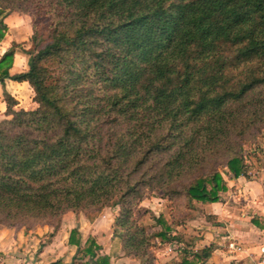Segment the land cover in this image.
I'll use <instances>...</instances> for the list:
<instances>
[{
	"label": "trees",
	"instance_id": "trees-1",
	"mask_svg": "<svg viewBox=\"0 0 264 264\" xmlns=\"http://www.w3.org/2000/svg\"><path fill=\"white\" fill-rule=\"evenodd\" d=\"M10 13L49 25L44 42L32 26L33 51L12 44L0 55V86L26 82L37 104L16 111L3 90L0 229L117 207L120 251L152 264L132 218L146 191L208 205L248 177L234 137L264 123V0H0V42ZM18 50L27 69L11 75ZM221 156L224 173L203 167ZM68 244L71 264H110L77 228ZM178 250L169 264L212 252Z\"/></svg>",
	"mask_w": 264,
	"mask_h": 264
},
{
	"label": "crops",
	"instance_id": "crops-1",
	"mask_svg": "<svg viewBox=\"0 0 264 264\" xmlns=\"http://www.w3.org/2000/svg\"><path fill=\"white\" fill-rule=\"evenodd\" d=\"M22 17L17 13H10L4 18L7 31L0 42V55L11 46L13 41L20 44L27 38L28 30L22 22ZM9 32L10 34L14 32L18 39L8 41L6 38ZM21 35L24 36L23 39L20 38ZM27 61L28 57L25 53L21 50L16 51L9 73L14 75L24 72L27 69ZM3 90L16 101L14 110L36 109L28 110L21 101V97L27 91L33 93L29 85L26 82L18 83L6 79L4 87L0 86V120L6 118ZM31 103L34 105L32 107L37 105L33 98ZM227 185L228 191L221 194L219 202L202 205L205 210L203 225L199 231H193V242L189 246L183 242H170L167 255H170L174 248L180 249L178 244H181L182 250L185 249L192 254H198L204 248L212 250L206 261L197 264H256L260 249L264 246V174L247 178L240 176L228 180ZM63 223L60 222L58 231L48 243H44L43 234H38V231L41 233L44 229L46 231L47 227L39 228L34 234H20L11 229H0V264H50L57 260H61L64 264H71L76 247L68 244V236L70 230L77 228L78 225L69 221L65 227ZM82 229H78L81 234V244L83 245L88 237L94 238L102 247V253L110 256V264L134 263L132 258L125 257L120 251L119 240L118 242L111 238L107 240L102 235L96 238L93 232L83 234ZM230 244L238 246L239 251L231 250ZM35 246H38L36 250ZM178 251L169 259L177 257Z\"/></svg>",
	"mask_w": 264,
	"mask_h": 264
},
{
	"label": "rangeland",
	"instance_id": "rangeland-1",
	"mask_svg": "<svg viewBox=\"0 0 264 264\" xmlns=\"http://www.w3.org/2000/svg\"><path fill=\"white\" fill-rule=\"evenodd\" d=\"M18 15L23 16L22 22L28 30V35H26L27 38L20 42V49L24 51H33L34 46L33 42H31L33 34L32 26L36 28L37 37L44 42L47 35L49 19L48 17L41 16L34 20L28 15ZM20 38L23 39L24 36L21 35ZM6 39L9 41L18 39V37L14 32L11 34L9 32V36ZM12 44L16 43L13 41ZM31 94L33 95L30 91H27L26 94L21 97L23 106H26L28 110L37 108V105L32 107L34 105L31 103L33 98ZM234 140L240 144L241 154L247 165V176L252 177L257 176L258 174H264V123L259 124L257 127H253L246 135L234 137ZM216 155L219 156V154ZM208 160L203 166L204 168H210L211 164L214 163V165L218 164V170H221L224 173L225 169L223 170L221 166L224 162L223 156L219 158L212 157ZM117 216V207L104 208L100 214L96 215L84 216L81 214L75 216L72 213H69L68 215L65 214L58 219V221H51L47 226H35L30 230H26L20 225H15L10 228L1 227V229H11V231L20 232V234H34L39 228L47 227L46 231L45 229L43 233L38 231V234H43L44 243H48L58 231L60 222H64L63 224L67 227L66 224L68 225L69 221H71L78 225V229L83 228V234L93 232L96 238H100V235H102V237L107 240L108 238H111V240L114 239L115 242H118L117 236L120 231L115 223ZM204 216L205 210L202 208V205L198 203L193 202L188 205L186 199L180 196L176 198V201H170L164 197L160 191H146L143 198L138 201L137 205L134 207L132 218L136 221V224L139 227L144 229V235L147 237L149 246V257L153 258L152 264H169L177 257H173V259L169 258L175 256L174 253L178 251V248H174L172 245V249L174 248L172 253H170V255L166 254V252L168 253L167 248L170 242H174L173 238H180L186 246H189L190 244H187L185 239L190 241L193 238L192 236H194L193 231H199V228L203 225L202 220L204 219ZM159 219L169 228L167 234L168 239L166 241H161L159 238L154 237L157 232L163 230V226L157 223V220ZM88 225L90 229L88 228ZM91 225L92 227H90ZM183 232L186 233L183 234ZM100 242L102 243L101 239ZM40 245H42L41 242ZM36 248H38V246H35V250ZM132 259L134 260L133 264H145L144 260Z\"/></svg>",
	"mask_w": 264,
	"mask_h": 264
},
{
	"label": "built area",
	"instance_id": "built-area-1",
	"mask_svg": "<svg viewBox=\"0 0 264 264\" xmlns=\"http://www.w3.org/2000/svg\"><path fill=\"white\" fill-rule=\"evenodd\" d=\"M178 247L181 248L182 245L178 244ZM229 248L231 250H234V251H236V250L239 251V249H240L238 246H236L234 244H230ZM256 264H264V246L260 249V255H259V258L256 261Z\"/></svg>",
	"mask_w": 264,
	"mask_h": 264
}]
</instances>
